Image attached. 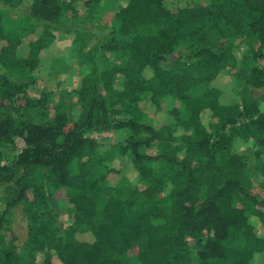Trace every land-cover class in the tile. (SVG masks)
Listing matches in <instances>:
<instances>
[{
    "label": "trees",
    "instance_id": "16d2710c",
    "mask_svg": "<svg viewBox=\"0 0 264 264\" xmlns=\"http://www.w3.org/2000/svg\"><path fill=\"white\" fill-rule=\"evenodd\" d=\"M175 1L0 0V264H264V0ZM110 2L109 27L89 32ZM3 8L34 37L6 35ZM242 65L240 91L217 84ZM126 156L131 177L115 167Z\"/></svg>",
    "mask_w": 264,
    "mask_h": 264
},
{
    "label": "rangeland",
    "instance_id": "374dc122",
    "mask_svg": "<svg viewBox=\"0 0 264 264\" xmlns=\"http://www.w3.org/2000/svg\"><path fill=\"white\" fill-rule=\"evenodd\" d=\"M80 1H86V0H80ZM193 0H176L172 7H179L182 5L183 2H190ZM117 7V4L115 3H108V4H101L97 7V14L94 13L93 17H96V19H92V22H89L87 24L89 28V32H94L98 31L99 29L108 28L110 25V18L115 12V9ZM84 6L83 4H78L76 7V12H75V23L76 24H81L82 26L85 25L83 23L82 15L84 14ZM2 12V17L5 19V34L8 36H16V37H25L27 39L33 38L35 34L30 33V28L31 25L28 21L24 20L23 13L21 11H14V10H9L7 8H3ZM86 26V27H87ZM95 33V32H94ZM69 49H63V61L64 65L63 68L66 65H69L72 60L75 58L76 55V50L71 48L73 47L72 42L68 44ZM245 64L246 66L251 65L254 63L252 59L249 56L248 49L246 50V55H245ZM66 64V65H65ZM259 67H264V61H259L257 63ZM246 66H241L239 69H233L229 70L228 74L220 76L216 81L219 86H223L222 89H224L227 92H230L229 90H234L236 92L240 91L241 88L243 87V82H244V77L248 73V70ZM72 87H68L67 91H71ZM163 110H167L171 107V101L170 100H165L164 102L161 103ZM141 107H143L144 110V116L146 117V121H149L153 117V108L150 106V104L147 101H143L141 104ZM202 122L205 126L210 127L212 124H216V121L211 117L209 112H203L201 115ZM86 136L93 140L94 142L101 144V145H116L120 141H122V138L117 136L114 132H106V133H86ZM23 142L21 139H16L15 141V147L16 151H20V149L23 147ZM247 146L245 143H237L236 147H234V150L237 152H241L246 150ZM111 153H115V151H111ZM127 159L128 157L121 158L119 162L115 164V167L117 169H121L122 173L125 174L128 177H131L132 174L128 168H125V165L127 164ZM8 160V159H7ZM164 169L163 167L159 166L158 169L156 167V174L159 176L161 175V170ZM125 183L122 181V179L118 175L114 174H109L107 178L105 179V185L109 187L113 186H120L124 185ZM127 184V183H126ZM130 187L138 188V189H144L146 187V184L141 180V179H136L133 182L128 183ZM252 193L256 195L259 198H264V190L262 188H259L258 185L255 184ZM15 224L13 226V230L16 234V245L19 250L23 247V244L27 241L28 238V232H27V224H26V215L23 211V208L19 207L15 210ZM62 219L64 221L68 220V216H62ZM83 240H88L87 236H82L79 237ZM42 258H39L38 261H41ZM27 263V262H26ZM30 263V262H29ZM27 263V264H29ZM25 264V263H24ZM51 264H60L58 261L55 259L52 260Z\"/></svg>",
    "mask_w": 264,
    "mask_h": 264
}]
</instances>
